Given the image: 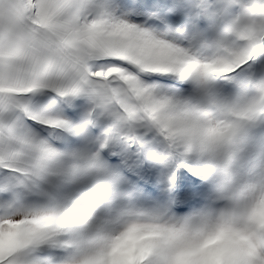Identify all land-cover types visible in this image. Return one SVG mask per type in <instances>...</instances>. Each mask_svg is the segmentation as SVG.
Returning <instances> with one entry per match:
<instances>
[{"label":"snow or ice","instance_id":"snow-or-ice-1","mask_svg":"<svg viewBox=\"0 0 264 264\" xmlns=\"http://www.w3.org/2000/svg\"><path fill=\"white\" fill-rule=\"evenodd\" d=\"M212 259L264 264V0H0V264Z\"/></svg>","mask_w":264,"mask_h":264},{"label":"clouds","instance_id":"clouds-1","mask_svg":"<svg viewBox=\"0 0 264 264\" xmlns=\"http://www.w3.org/2000/svg\"><path fill=\"white\" fill-rule=\"evenodd\" d=\"M223 252H224L223 243L219 240L209 241L203 249V254L206 256L208 255L219 256ZM208 264H218V261L215 259H212L208 261Z\"/></svg>","mask_w":264,"mask_h":264}]
</instances>
